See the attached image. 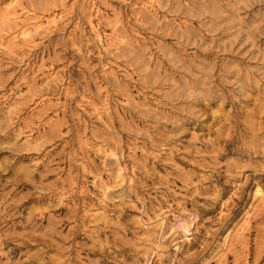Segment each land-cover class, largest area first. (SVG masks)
<instances>
[{"label": "rangeland", "instance_id": "obj_1", "mask_svg": "<svg viewBox=\"0 0 264 264\" xmlns=\"http://www.w3.org/2000/svg\"><path fill=\"white\" fill-rule=\"evenodd\" d=\"M22 3L64 12L0 49V264H264V0Z\"/></svg>", "mask_w": 264, "mask_h": 264}, {"label": "bare ground", "instance_id": "obj_2", "mask_svg": "<svg viewBox=\"0 0 264 264\" xmlns=\"http://www.w3.org/2000/svg\"><path fill=\"white\" fill-rule=\"evenodd\" d=\"M22 1L24 0H8V2L0 8V24H3L8 30L16 28L14 31H12L11 34L7 36H4L9 32L6 29L5 32L0 34V49L2 51L8 49L11 44H23L30 42L34 34L39 33V31H45L56 27L58 21L62 19V14L64 11H62L61 13L52 12L50 15H47L46 18L38 19L37 17H29V22H23V20L21 21L19 15V11L24 10V8L22 7ZM96 110L98 111V114H102V111H104L103 113L106 114L108 112V108L105 104L102 105V108H97ZM27 136L30 137V134ZM116 179L117 180L114 183V188L120 189L119 186L123 184L124 178L119 173ZM256 195L261 198V200L263 199L264 195L260 189L256 190ZM164 218L165 216L159 220L160 227H162L164 224ZM187 228V224L179 220L176 222L175 226L170 227L173 232L178 231L182 234V242L189 239V237L186 236V233L188 232ZM237 230L244 231V227L241 226ZM224 241H226V237L224 238ZM175 244L176 243H174L173 245ZM205 263L206 261L202 262V264Z\"/></svg>", "mask_w": 264, "mask_h": 264}]
</instances>
